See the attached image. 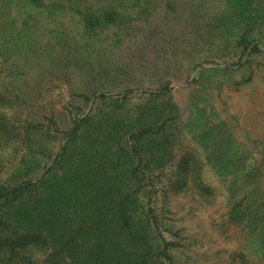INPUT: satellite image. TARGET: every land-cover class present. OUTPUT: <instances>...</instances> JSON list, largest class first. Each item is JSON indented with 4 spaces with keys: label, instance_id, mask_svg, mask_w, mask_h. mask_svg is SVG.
I'll list each match as a JSON object with an SVG mask.
<instances>
[{
    "label": "rangeland",
    "instance_id": "rangeland-1",
    "mask_svg": "<svg viewBox=\"0 0 264 264\" xmlns=\"http://www.w3.org/2000/svg\"><path fill=\"white\" fill-rule=\"evenodd\" d=\"M113 104L165 114L190 167L164 176L198 181L163 199L164 264H264V0H0V184Z\"/></svg>",
    "mask_w": 264,
    "mask_h": 264
},
{
    "label": "trees",
    "instance_id": "trees-1",
    "mask_svg": "<svg viewBox=\"0 0 264 264\" xmlns=\"http://www.w3.org/2000/svg\"><path fill=\"white\" fill-rule=\"evenodd\" d=\"M116 107L89 112L57 151L29 150L15 183L0 184L4 264L29 246L43 254L31 264H164L163 199L198 181L164 176L190 167L174 161L165 114Z\"/></svg>",
    "mask_w": 264,
    "mask_h": 264
}]
</instances>
